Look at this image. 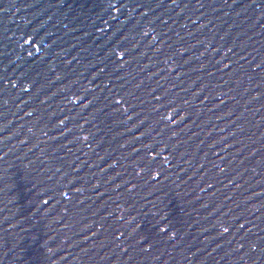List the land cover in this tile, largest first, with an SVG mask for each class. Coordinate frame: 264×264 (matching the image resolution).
<instances>
[{
    "label": "water",
    "instance_id": "95a60500",
    "mask_svg": "<svg viewBox=\"0 0 264 264\" xmlns=\"http://www.w3.org/2000/svg\"><path fill=\"white\" fill-rule=\"evenodd\" d=\"M0 264H264V0H0Z\"/></svg>",
    "mask_w": 264,
    "mask_h": 264
},
{
    "label": "snow or ice",
    "instance_id": "6c2138e0",
    "mask_svg": "<svg viewBox=\"0 0 264 264\" xmlns=\"http://www.w3.org/2000/svg\"><path fill=\"white\" fill-rule=\"evenodd\" d=\"M225 231H227V229H225Z\"/></svg>",
    "mask_w": 264,
    "mask_h": 264
}]
</instances>
